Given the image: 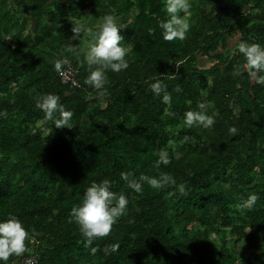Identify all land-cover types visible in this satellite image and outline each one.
<instances>
[{"label":"trees","instance_id":"16d2710c","mask_svg":"<svg viewBox=\"0 0 264 264\" xmlns=\"http://www.w3.org/2000/svg\"><path fill=\"white\" fill-rule=\"evenodd\" d=\"M165 3L0 0V222H22L37 264H264V85L243 71L231 44L239 33L264 47V0H189L186 39L171 42L159 27L169 18ZM105 15L121 29L129 67L107 70L100 96L84 83L85 57ZM70 19L83 29L78 39ZM70 43L79 55L64 51ZM64 57L81 87L61 80L54 62ZM157 79L170 104L150 90ZM48 93L73 113L71 129L44 122L35 97ZM201 102L206 114L218 113L214 125L187 127L185 112ZM162 149L171 163L156 167ZM122 172L168 173L176 185L145 183L137 193ZM104 179L128 205L112 232L94 240L93 255L69 221L86 189ZM250 194L259 198L245 207ZM230 235L245 249L230 245ZM111 244L120 247L106 255Z\"/></svg>","mask_w":264,"mask_h":264},{"label":"clouds","instance_id":"9594fccd","mask_svg":"<svg viewBox=\"0 0 264 264\" xmlns=\"http://www.w3.org/2000/svg\"><path fill=\"white\" fill-rule=\"evenodd\" d=\"M190 8L189 0H166L165 11L169 18L159 22L165 41L171 42L176 39H186V34L190 29L188 20ZM70 21L73 32L71 39H78L83 29L79 23L71 19ZM123 39L124 37L121 35V29L117 26L115 17L113 15L102 17L98 32L88 45L85 59L89 75L84 81L86 85L96 89L100 96L106 94V71L111 70L119 73L129 67L126 60L129 50L122 46L121 41ZM233 44L245 58L243 71L247 73L254 83L264 85V47L256 42H244L241 40L239 33L235 35ZM64 51L79 55L77 46L71 43L65 46ZM68 63V58L64 57L63 59H57L54 62V66L57 72H61L63 66ZM179 67L180 65L177 63V70ZM240 74L239 71L233 72L234 76ZM150 90L157 96L163 94V103H171V95L167 91V85L163 84L159 79L150 84ZM35 107L44 113V122L54 121L56 128H72L69 125V121L72 119L73 113L65 110L64 105L60 103L59 96L51 93L37 95L35 97ZM197 107L200 111L189 110L185 112L184 124L189 128L193 126H202L206 129L212 127L218 113L206 114L204 111L206 105L203 102L199 103ZM57 113L59 114L58 118L56 117ZM237 131L234 126L229 128L230 134L235 135ZM158 156L159 160L156 162V167H159L160 164L168 165L171 163L166 150L162 149ZM121 179L126 181L128 188L137 193L142 191L145 183L153 189H163L166 186L176 185L175 178L168 173H160L158 178L143 174L136 178L133 173L122 172ZM111 187V182L108 179H104L99 183L93 182L83 195L82 206L74 207L71 212L72 220L69 222L74 221L77 224L81 235L84 237L85 247L91 248L93 255L100 250L97 247H92L94 240L107 237L112 232L113 225L120 217L125 215L127 210V197L123 193L118 194L112 191ZM179 191L185 194L184 186H180ZM174 194V192L170 193V195ZM258 198L257 195L250 194L244 202V206L252 207ZM30 239L29 232L16 216H10L7 221L0 222V261L7 264L12 255L19 256L23 254L26 251V241ZM119 247V244H111L105 246L103 251L108 255L117 251Z\"/></svg>","mask_w":264,"mask_h":264},{"label":"built area","instance_id":"2783aa9c","mask_svg":"<svg viewBox=\"0 0 264 264\" xmlns=\"http://www.w3.org/2000/svg\"><path fill=\"white\" fill-rule=\"evenodd\" d=\"M59 73L63 82H72L73 85L81 87L80 83L77 81L78 69L70 62L67 65H64ZM38 261V251L33 247H29L25 254L12 264H37Z\"/></svg>","mask_w":264,"mask_h":264},{"label":"rangeland","instance_id":"374dc122","mask_svg":"<svg viewBox=\"0 0 264 264\" xmlns=\"http://www.w3.org/2000/svg\"><path fill=\"white\" fill-rule=\"evenodd\" d=\"M234 40V39H233ZM233 40H231V44H233ZM213 60H206V62H208L210 64V62ZM228 242L230 245H236L238 248H240V250L245 249V247H243L242 244V237L240 235L234 237V236H228L227 238Z\"/></svg>","mask_w":264,"mask_h":264}]
</instances>
